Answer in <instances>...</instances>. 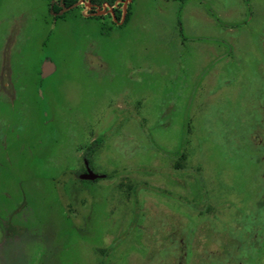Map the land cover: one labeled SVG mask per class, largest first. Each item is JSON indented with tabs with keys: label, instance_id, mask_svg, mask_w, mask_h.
<instances>
[{
	"label": "rangeland",
	"instance_id": "rangeland-1",
	"mask_svg": "<svg viewBox=\"0 0 264 264\" xmlns=\"http://www.w3.org/2000/svg\"><path fill=\"white\" fill-rule=\"evenodd\" d=\"M49 2L0 0V264H264V0Z\"/></svg>",
	"mask_w": 264,
	"mask_h": 264
},
{
	"label": "trees",
	"instance_id": "trees-1",
	"mask_svg": "<svg viewBox=\"0 0 264 264\" xmlns=\"http://www.w3.org/2000/svg\"><path fill=\"white\" fill-rule=\"evenodd\" d=\"M53 2H49V4L51 5V7L53 9H55V11H58L61 7H64V8H69V7H72L75 3H77V1H80V0H52ZM83 2H88L92 5H100V4H104L106 6H111L113 5L115 2H116V5H113L112 8H111V12H112V16L118 21L120 18H121V15H122V11H123V8H122V5H121V2H123V0H82ZM127 7H128V2L125 3V12L123 14V19H125V16H126V12H127ZM110 14V13H109ZM110 16V15H109Z\"/></svg>",
	"mask_w": 264,
	"mask_h": 264
},
{
	"label": "flooded vegetation",
	"instance_id": "flooded-vegetation-1",
	"mask_svg": "<svg viewBox=\"0 0 264 264\" xmlns=\"http://www.w3.org/2000/svg\"><path fill=\"white\" fill-rule=\"evenodd\" d=\"M80 1H82V0H80ZM78 2V1H77ZM83 2V1H82ZM86 2V1H85ZM126 2V0H123V3H125ZM87 3V6L85 5V7L87 8V11H88V14L90 15V16H92V15H96V16H98V17H103L104 15H110L111 17H113L111 14H112V12H111V8H112V6L113 5H116V2L113 4V5H111V6H106V5H104V4H98V5H92V4H90V3H88V2H86ZM121 5H122V2H121ZM104 11L105 13L104 14H100V11ZM124 11H125V9H124V7H123V11H122V15H121V18H120V20H123V14H124ZM110 13V14H109ZM114 18V17H113ZM116 19L114 18V22L115 23H118V21L116 20Z\"/></svg>",
	"mask_w": 264,
	"mask_h": 264
},
{
	"label": "water",
	"instance_id": "water-1",
	"mask_svg": "<svg viewBox=\"0 0 264 264\" xmlns=\"http://www.w3.org/2000/svg\"><path fill=\"white\" fill-rule=\"evenodd\" d=\"M51 65L49 62L46 60L44 61V66L41 71V76L47 75L49 73V69H51ZM84 172L79 175L81 178H86V179H93L98 176V174L92 172L90 168L88 167L87 161L84 159Z\"/></svg>",
	"mask_w": 264,
	"mask_h": 264
},
{
	"label": "crops",
	"instance_id": "crops-1",
	"mask_svg": "<svg viewBox=\"0 0 264 264\" xmlns=\"http://www.w3.org/2000/svg\"><path fill=\"white\" fill-rule=\"evenodd\" d=\"M42 67H43V65H41V71H42ZM52 68H53V67H51V69H50V70H52ZM40 74H41V72H40Z\"/></svg>",
	"mask_w": 264,
	"mask_h": 264
}]
</instances>
